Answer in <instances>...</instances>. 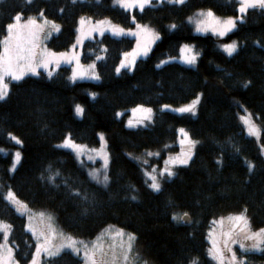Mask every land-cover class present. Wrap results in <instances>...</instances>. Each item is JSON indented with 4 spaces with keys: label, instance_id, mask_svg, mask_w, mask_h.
<instances>
[{
    "label": "trees",
    "instance_id": "trees-1",
    "mask_svg": "<svg viewBox=\"0 0 264 264\" xmlns=\"http://www.w3.org/2000/svg\"><path fill=\"white\" fill-rule=\"evenodd\" d=\"M239 6L238 0L152 2L134 12L133 23L114 0H0V54L9 26L18 17L58 25L59 33L47 40L54 53L71 49L84 17L109 19L124 29L150 26L159 36L132 73L116 71L135 40L104 35L82 47L81 61L96 63L98 82L71 83V69L60 67L52 76L40 72L12 83L8 97L0 100V221L10 225L17 264L31 262L36 244L26 218L5 200L8 191L29 209L52 213L60 228L75 238L92 240L108 226L132 234L138 253L151 264H213L207 233L220 217L245 213L254 230L264 229V156L238 123L243 106L260 125L264 148V8L250 9L221 40L196 35L188 23L202 10L234 18ZM234 41L238 50L228 56L219 43ZM184 45L198 54L195 68L167 63L179 57ZM199 95L196 117L160 110L187 105ZM77 106L83 110L80 117ZM138 106L155 110L153 122L147 128L128 129L117 114ZM182 128L198 142L196 151L186 167L154 192L140 165L127 154L162 151L177 142ZM100 134L106 135L111 159L106 188L90 180L71 152L59 148L67 137L98 147ZM11 135L22 143L21 162L13 174L11 153L17 146ZM184 215L190 217L189 225L181 221ZM248 259L246 264H264V251ZM42 264L83 261L63 251Z\"/></svg>",
    "mask_w": 264,
    "mask_h": 264
},
{
    "label": "rangeland",
    "instance_id": "rangeland-1",
    "mask_svg": "<svg viewBox=\"0 0 264 264\" xmlns=\"http://www.w3.org/2000/svg\"><path fill=\"white\" fill-rule=\"evenodd\" d=\"M28 2L32 0H27ZM168 2L180 5L186 0H114V5L128 12L134 23V12L142 11L152 2ZM239 15L234 18H221L212 11L202 10L188 19L194 33L200 36H211L216 39H225L232 33L238 23L243 22L250 9L260 5L264 8V0H238ZM60 31L55 23L44 18L22 19L18 17L8 29V35L3 41V50L0 54V100L4 101L9 94L12 83H18L27 77H38L40 72L52 76L60 67L71 69V83L98 82L99 75L96 63L85 65L81 61L82 47L85 42L100 38L104 35L128 37L135 40L134 48L125 53L117 67V75L123 71L133 72L135 63L147 58L156 42L158 34L150 26L137 25L134 28L124 29L109 19L94 21L84 17L77 27L75 44L70 51L54 53L47 48V40ZM220 49L228 56L238 50V43H219ZM198 54L191 45L181 47L179 57L167 60L182 66L195 68ZM202 96L181 107L163 106L161 111L176 115L197 116V109ZM238 115L239 126L259 147L264 156L261 144V128L252 113L241 106ZM83 110L76 107L78 117ZM155 110L138 106L117 114L118 119H124L128 129L147 128L153 122ZM17 146L12 153L13 174L21 162L20 139L9 137ZM99 146L89 147L79 144L67 137L59 148L71 152L78 163L84 167L91 181L106 188L109 185L110 154L105 134L99 135ZM198 142L194 141L185 129H179L175 144L166 147H177L176 152L166 149L148 151L144 155L128 153V157L137 162L143 175L154 192L161 190L166 181L172 180L179 168L186 167L191 161ZM9 151L2 149V154L8 156ZM9 202L18 213L26 218L27 232L34 238L36 250L29 264H42L50 257H57L63 251H72L78 255L83 264H151L144 259L136 249L134 236L118 227L108 226L92 240H82L65 233L57 223L55 216L48 211L29 209L16 199L12 191L5 194ZM11 229L6 222L0 221V264H17L14 249L10 243ZM208 257L213 264H246L248 256L264 251V229L254 230L245 213H235L220 217L212 221L207 233Z\"/></svg>",
    "mask_w": 264,
    "mask_h": 264
},
{
    "label": "water",
    "instance_id": "water-1",
    "mask_svg": "<svg viewBox=\"0 0 264 264\" xmlns=\"http://www.w3.org/2000/svg\"><path fill=\"white\" fill-rule=\"evenodd\" d=\"M182 221L184 222L185 225L190 224V217L188 215H185L182 217Z\"/></svg>",
    "mask_w": 264,
    "mask_h": 264
},
{
    "label": "bare ground",
    "instance_id": "bare-ground-1",
    "mask_svg": "<svg viewBox=\"0 0 264 264\" xmlns=\"http://www.w3.org/2000/svg\"><path fill=\"white\" fill-rule=\"evenodd\" d=\"M181 221H182V219H181ZM183 222V221H182ZM184 223V222H183Z\"/></svg>",
    "mask_w": 264,
    "mask_h": 264
}]
</instances>
